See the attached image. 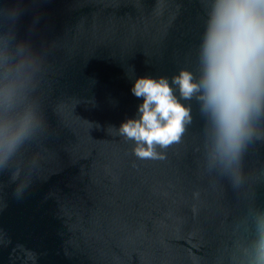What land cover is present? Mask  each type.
I'll return each instance as SVG.
<instances>
[{"label":"water","instance_id":"1","mask_svg":"<svg viewBox=\"0 0 264 264\" xmlns=\"http://www.w3.org/2000/svg\"><path fill=\"white\" fill-rule=\"evenodd\" d=\"M206 18L205 0H0L43 58L46 124L0 174V264H231L264 211V121L238 184L209 165L195 98L163 160L109 128L138 115L135 77L198 71Z\"/></svg>","mask_w":264,"mask_h":264},{"label":"clouds","instance_id":"2","mask_svg":"<svg viewBox=\"0 0 264 264\" xmlns=\"http://www.w3.org/2000/svg\"><path fill=\"white\" fill-rule=\"evenodd\" d=\"M205 3L198 71L181 68L171 83L166 76L135 77L131 91L143 98L138 115L109 128L134 142L139 159L163 160L165 152L158 149L179 143L192 122L191 106L181 100L195 98L205 117L206 159L238 184L242 153L261 138L264 121V0ZM42 70L43 58L31 40L14 25H0V174L46 129L36 95ZM26 186L18 185L16 193ZM248 224V237L231 264H264V211L253 210Z\"/></svg>","mask_w":264,"mask_h":264}]
</instances>
